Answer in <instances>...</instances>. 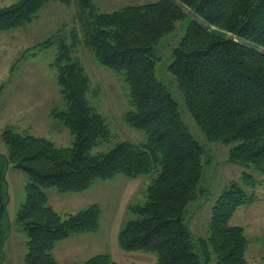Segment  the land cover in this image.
Masks as SVG:
<instances>
[{"label": "trees", "instance_id": "1", "mask_svg": "<svg viewBox=\"0 0 264 264\" xmlns=\"http://www.w3.org/2000/svg\"><path fill=\"white\" fill-rule=\"evenodd\" d=\"M50 0H16L0 7V30L33 20ZM70 3L72 0H61ZM83 24L84 42L97 62L120 74L129 88L130 109L125 121L144 130L139 145L117 142L96 154L91 149L109 139L105 118L88 98L90 77L72 53L79 33L53 34L28 47L57 45L54 64L67 106L53 109L73 135L68 146L5 126L2 139L6 160L26 171V200L16 223L27 234L25 264H60L54 255L58 241L73 234L96 231L101 208L93 203L62 216L49 203L44 188L79 192L98 179L118 174L156 173L146 188L143 203L132 204L130 218L119 231L125 250L156 252L157 264H249V240L241 225L230 224L236 209L256 197L245 186L260 184L247 170L212 207L207 237L196 236L186 218L190 202L203 196L205 146L185 122L179 101L157 74L162 38L179 20L189 18L179 43L173 47L168 70L174 74L185 103L209 141L232 144L228 158L253 166L264 174V0H179L197 13L192 17L177 0L127 4L110 12L98 11L93 0H75ZM8 181L0 167V252L6 235ZM81 264H119L108 253ZM264 264V255L261 262Z\"/></svg>", "mask_w": 264, "mask_h": 264}, {"label": "rangeland", "instance_id": "2", "mask_svg": "<svg viewBox=\"0 0 264 264\" xmlns=\"http://www.w3.org/2000/svg\"><path fill=\"white\" fill-rule=\"evenodd\" d=\"M16 0H0V7ZM157 0H93L98 11L110 12L127 4H144ZM194 18H199L192 8L177 0ZM75 0L48 1L25 25L9 30H0V167L6 171L7 213L2 221L6 235L0 252V264H25L27 234L16 223L18 211L26 200V171L7 162V146L2 139V130L11 125L20 132H29L46 137L58 146H68L73 135L68 127L53 117V109L67 106L62 86L58 81V68L54 64L57 45L30 51L28 47L41 42L53 34H62L70 43V32L76 29L78 42L73 44L72 53L81 61L90 77L88 98L91 105L105 118L110 137L101 140L91 153L107 151L117 142L130 141L143 145L144 130L135 128L125 121L130 109L129 88L123 77L111 68L97 62L93 51L84 42L83 24ZM189 18L179 20L174 31L166 34L159 45L161 60L157 63V74L163 79L177 98L183 118L191 132L205 146L204 175L201 185L208 192L189 203L186 218L196 236L207 237L212 207L223 190L234 181H241L243 170L252 172L260 181L255 187L245 186L255 194V201L241 204L230 219V224L241 225L249 240L246 257L249 264L261 262L264 255V174L253 166L231 162L228 158L232 144L209 141L190 113L184 94L174 74L167 66ZM156 173L129 176L118 174L112 179H98L84 191L61 192L57 187L44 188L49 203L62 216L97 203L101 208L100 226L96 231L73 234L60 240L54 255L60 264H81L89 257L108 253L119 264H157L156 252L125 250L119 244L121 227L134 214L132 204L143 203L146 188ZM211 264H216L213 261Z\"/></svg>", "mask_w": 264, "mask_h": 264}]
</instances>
